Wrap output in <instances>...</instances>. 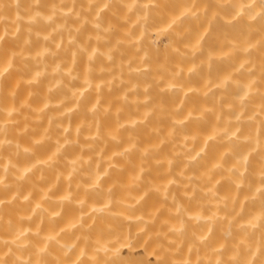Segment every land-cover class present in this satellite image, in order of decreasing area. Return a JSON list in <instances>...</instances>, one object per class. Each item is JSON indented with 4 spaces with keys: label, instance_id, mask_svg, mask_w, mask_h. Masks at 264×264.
I'll return each mask as SVG.
<instances>
[{
    "label": "bare ground",
    "instance_id": "obj_1",
    "mask_svg": "<svg viewBox=\"0 0 264 264\" xmlns=\"http://www.w3.org/2000/svg\"><path fill=\"white\" fill-rule=\"evenodd\" d=\"M0 264H264V0H0Z\"/></svg>",
    "mask_w": 264,
    "mask_h": 264
},
{
    "label": "clouds",
    "instance_id": "obj_2",
    "mask_svg": "<svg viewBox=\"0 0 264 264\" xmlns=\"http://www.w3.org/2000/svg\"><path fill=\"white\" fill-rule=\"evenodd\" d=\"M68 251H71V247L68 248Z\"/></svg>",
    "mask_w": 264,
    "mask_h": 264
}]
</instances>
